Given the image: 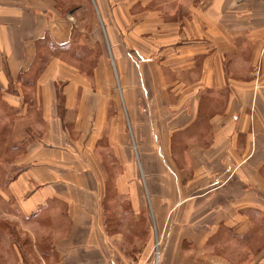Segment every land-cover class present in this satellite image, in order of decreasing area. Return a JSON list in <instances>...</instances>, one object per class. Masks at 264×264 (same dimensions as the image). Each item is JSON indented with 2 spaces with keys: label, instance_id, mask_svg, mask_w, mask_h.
Wrapping results in <instances>:
<instances>
[{
  "label": "crops",
  "instance_id": "1",
  "mask_svg": "<svg viewBox=\"0 0 264 264\" xmlns=\"http://www.w3.org/2000/svg\"><path fill=\"white\" fill-rule=\"evenodd\" d=\"M0 168V264H264V2L0 0Z\"/></svg>",
  "mask_w": 264,
  "mask_h": 264
},
{
  "label": "rangeland",
  "instance_id": "2",
  "mask_svg": "<svg viewBox=\"0 0 264 264\" xmlns=\"http://www.w3.org/2000/svg\"><path fill=\"white\" fill-rule=\"evenodd\" d=\"M70 4L69 5H67V6H65L63 9L64 10H67L71 5H74V3H75V1H70L69 2ZM92 18L90 17V20H91ZM111 71H112V76H113V78H114V80H115V82H116V87H118V84H119V79H120V70H119V67L116 65V63L114 64L113 62H112V64H111ZM121 101V100H120ZM121 104H122V101H121ZM122 106H123V104H122ZM124 109V108H123ZM124 112H125V110H124ZM124 115H125V117H126V114L124 113ZM128 134H129V136L131 135V145L133 146V137H132V134H131V131H130V129L128 128ZM142 151L139 149V147H137V151L134 149V160H135V164L137 165V167H138V173H139V176H140V178H141V181L142 182H144V177H143V174H142V172L140 171V167H139V164H138V159H137V154L138 155H140V157H142ZM0 170H1V168H0ZM157 240V239H156ZM156 240H154V241H156ZM159 259H160V257H159ZM151 264H156L155 262H154V255L152 254L151 255ZM157 264H159V261L157 262Z\"/></svg>",
  "mask_w": 264,
  "mask_h": 264
},
{
  "label": "built area",
  "instance_id": "3",
  "mask_svg": "<svg viewBox=\"0 0 264 264\" xmlns=\"http://www.w3.org/2000/svg\"><path fill=\"white\" fill-rule=\"evenodd\" d=\"M242 1H263L264 2V0H242ZM159 248H160V246H159L158 240L154 241L152 253L154 255V262L156 264L159 261V257H160V250H159Z\"/></svg>",
  "mask_w": 264,
  "mask_h": 264
}]
</instances>
